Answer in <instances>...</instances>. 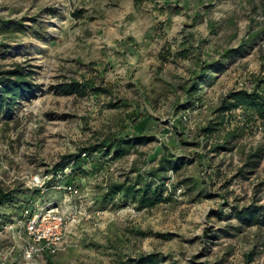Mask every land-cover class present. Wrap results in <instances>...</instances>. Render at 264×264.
<instances>
[{"label": "rangeland", "instance_id": "374dc122", "mask_svg": "<svg viewBox=\"0 0 264 264\" xmlns=\"http://www.w3.org/2000/svg\"><path fill=\"white\" fill-rule=\"evenodd\" d=\"M3 22L18 29L0 33V70L32 71L35 91L0 111V193L58 204L64 191L51 187L71 182L90 214L53 264H138L148 254L152 264H264V227L236 217L264 209V122L242 108L221 113L236 92L264 97V0H0ZM205 63L216 66L203 76ZM73 87L86 95L63 93ZM109 137L128 153L83 156ZM79 154L86 175L73 172ZM169 156L181 165L161 172L166 201L140 211L98 201L115 182L151 180ZM35 178L52 182L46 193ZM14 212L0 205V250L17 245L5 229Z\"/></svg>", "mask_w": 264, "mask_h": 264}, {"label": "trees", "instance_id": "16d2710c", "mask_svg": "<svg viewBox=\"0 0 264 264\" xmlns=\"http://www.w3.org/2000/svg\"><path fill=\"white\" fill-rule=\"evenodd\" d=\"M168 1V0H165ZM73 17L76 19H81L83 16L80 15L78 12L73 13ZM11 22H3L0 24V33L1 32H8V29H18L17 26L13 27L10 25ZM10 26V27H9ZM13 27V28H12ZM261 35L260 33L253 34L251 38L248 40L250 42L255 41ZM245 41L242 43L241 47L238 50H226L223 53V58H231L243 52L246 47ZM187 50H183L180 55L184 58H187ZM216 66V63H205V69L200 70V74L205 76L207 70L213 69ZM33 75L32 71H25L24 68L16 65L11 70L2 71L0 70V111H5L6 113L10 114L14 108L19 104V102L24 97H29L34 91L35 87L30 82L31 76ZM198 83L193 81V85L187 89V96L188 99H193L197 92ZM102 88H94L92 90L96 92H105L110 93L108 90H104ZM86 89L79 90L75 87L71 88V90L64 89L63 93L70 94V93H78L81 96L86 95ZM233 104H224L221 108V113H227L232 109L242 108L244 113H246L249 117L254 118L256 117L258 120L264 122V97L263 94L260 92H253L248 93L247 91H239L234 93L233 96ZM150 117L147 116L144 120H142L139 124L136 125V129L139 134H143L145 131L146 125L148 123V119ZM220 124H215L214 128L211 126L208 127L204 131L206 134H210L214 131H217V126ZM125 140L120 138L109 137L106 138L101 144L93 145L86 149H84L82 154H85L86 159H89L98 152L103 151L104 156H108L110 153L113 154L114 159H120L126 153H128L129 148L123 146ZM222 143H227V139L225 141L222 140ZM224 144L218 145L217 149H223ZM174 160H172V159ZM86 159H82L80 154L77 156L74 162L73 172L77 171L79 174L86 175V173L82 170V167L85 165ZM172 156L165 158L160 164L159 167L153 170L149 177L155 180H145L142 176H138L134 182L130 180L123 181V182H115L107 187L106 192L99 198L98 201H101L103 205H112L117 206L120 203H128L131 202L135 205V209L138 211L147 209L149 207H153L154 205L166 201L164 198L165 189V176L161 172H165L169 169L178 168L180 167V162L175 160ZM172 160V162H171ZM174 161V162H173ZM177 161V162H176ZM181 161V160H180ZM179 162V163H178ZM172 163V164H171ZM60 163L58 166H61ZM57 166V167H58ZM61 167H64L63 165ZM63 171V169H62ZM52 182L50 180L47 181L44 185L45 193L48 190V185L50 186ZM71 185V182H68ZM74 185V183H72ZM60 186L59 182L52 186L51 188L54 190ZM77 187V186H76ZM35 193L40 194L41 191L39 189H35ZM15 192L11 193H0V205L11 203L15 208L14 216L8 222V224H12L19 218L23 212L25 207L29 205H33L34 201L31 200H23V196L16 198L14 196ZM41 195V194H40ZM45 195V194H42ZM15 197V198H14ZM34 197V196H33ZM31 198V197H30ZM26 201V202H25ZM24 202V203H23ZM47 204V203H46ZM52 204V203H50ZM236 217L242 224H257L261 227H264V209L262 208H246L244 210H240L237 212ZM12 221V222H11ZM6 224V225H8ZM5 225V226H6ZM4 227V226H3ZM3 227L0 229L3 230ZM143 235V233H141ZM12 245V244H11ZM13 246V245H12ZM248 257H251L250 254ZM46 261L49 264H53L52 259L49 256H46ZM251 259V258H250ZM252 261V260H251ZM157 262V256L155 254H148V255H140L138 264H152ZM5 264H16L15 262H7Z\"/></svg>", "mask_w": 264, "mask_h": 264}, {"label": "built area", "instance_id": "2783aa9c", "mask_svg": "<svg viewBox=\"0 0 264 264\" xmlns=\"http://www.w3.org/2000/svg\"><path fill=\"white\" fill-rule=\"evenodd\" d=\"M33 182L43 193L45 182L38 178ZM57 190L64 191L65 200L61 203L29 205L14 223L5 226L6 231L16 229L13 233L17 245L0 250V264H42L44 257L59 254L72 230L90 218V214L75 201L79 195L76 186H58Z\"/></svg>", "mask_w": 264, "mask_h": 264}]
</instances>
